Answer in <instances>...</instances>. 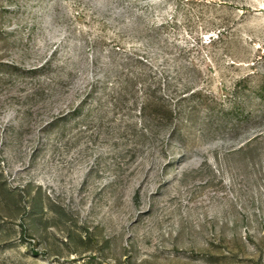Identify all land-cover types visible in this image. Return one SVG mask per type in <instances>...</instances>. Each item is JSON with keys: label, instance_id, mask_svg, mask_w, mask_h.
<instances>
[{"label": "rangeland", "instance_id": "obj_1", "mask_svg": "<svg viewBox=\"0 0 264 264\" xmlns=\"http://www.w3.org/2000/svg\"><path fill=\"white\" fill-rule=\"evenodd\" d=\"M0 264H264V0H0Z\"/></svg>", "mask_w": 264, "mask_h": 264}]
</instances>
